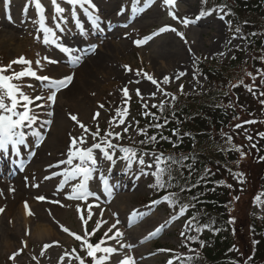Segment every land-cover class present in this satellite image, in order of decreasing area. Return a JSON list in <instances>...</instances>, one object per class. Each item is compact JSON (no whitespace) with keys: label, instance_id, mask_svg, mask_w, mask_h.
<instances>
[{"label":"rangeland","instance_id":"1","mask_svg":"<svg viewBox=\"0 0 264 264\" xmlns=\"http://www.w3.org/2000/svg\"><path fill=\"white\" fill-rule=\"evenodd\" d=\"M40 3L47 26L56 33L55 44L44 42L46 33L39 29L40 13L33 0H0V67L24 57L32 62L31 68L38 76L58 80L74 74V79L57 92L54 104L46 99L54 90V85L48 81L31 76L13 81L31 97L45 99L32 105L38 119L23 129L25 143L0 150L4 156L0 161V209H3L0 212V264H80V259L84 264H94L83 240L70 234L85 237V229L94 233L85 237L89 243L95 245L103 241L102 248L116 249L111 254L96 253L97 258L108 256L104 264H121L126 257L133 258L135 264H168L169 261L183 264L182 259L197 253L201 255V250L190 248L192 243L200 245L194 241L200 234L189 220L188 212L179 214L177 203L180 200L175 207L163 198L158 200L160 203H152L153 197L167 196L154 194L158 188L153 186L155 177L151 173L156 170L154 159L158 153L148 151L145 155L143 150L136 151L147 164L153 165L149 169L138 162L128 164L122 159L124 154L119 148L110 150L115 153L113 161L106 160L101 150L93 149L97 164L90 165L94 170L88 187L95 196L87 200L68 198L73 186L83 177L65 183L63 175H56L72 168L60 163L68 159L72 138L83 137L86 143L78 146L87 148L112 132L113 136L108 137L111 143L135 147L145 130L139 122L144 115L143 107L165 105L172 95L189 96L215 87V82L210 83L198 73L196 63L201 61L220 64L223 71L219 68V73L225 72L222 74L223 101L239 107L235 108L238 116L230 134L237 142L229 146L232 155H223L236 163L228 167L219 165L217 173L230 191L229 218L233 235L244 264H249L245 246L252 239L251 225L259 226L264 220V137L260 135L264 133V104L261 103L264 96L260 95L264 92V14L259 19H245L249 21V29L258 30L255 36L258 35L260 41L253 45L241 30L236 31L239 21L234 19V14L228 15L226 8L215 6L212 0H207L206 4L203 0H175L173 6L166 5L164 0L154 3L152 0H92L95 8L57 0L65 9L62 14L55 11L52 0H40ZM170 11L177 19L169 15ZM201 11L211 14L197 19ZM185 17L195 23L185 26L182 23ZM164 26L176 31L154 35ZM145 37L152 38L141 45L135 43ZM57 45L72 48V54ZM75 56L82 57L81 62L77 63ZM28 67L12 64L4 74L26 71ZM148 76L157 83L153 84ZM165 77L169 78L168 83H164ZM125 88L129 93L127 97L123 92ZM233 90L239 92L238 97ZM101 104L103 108L99 107ZM97 112L99 117L93 119ZM119 112L124 115H118ZM70 114L76 115L90 131L85 132ZM96 131L100 135L93 139L91 133ZM116 133H120V137ZM76 163L78 159L73 160V164ZM18 165L25 168L18 172ZM142 169L147 174H142ZM105 178L109 185L107 191L103 185ZM163 179L166 182L165 176ZM39 196L46 199L40 201ZM25 203L27 221L23 223L21 207H25ZM134 212L138 215L133 216ZM81 215L87 220L86 224L80 219ZM114 224L116 227L112 228ZM160 225H165L163 231L150 237ZM36 226L46 227L50 235L39 239L33 234ZM117 229L123 236L115 237ZM20 249L23 250L15 261L10 259ZM192 260L193 257L189 263Z\"/></svg>","mask_w":264,"mask_h":264},{"label":"trees","instance_id":"2","mask_svg":"<svg viewBox=\"0 0 264 264\" xmlns=\"http://www.w3.org/2000/svg\"><path fill=\"white\" fill-rule=\"evenodd\" d=\"M212 1L215 6L226 8L228 15L234 14V19L239 21L237 28L247 41L253 45L260 41V37L255 36L257 28L249 29L251 26L245 19L263 16L264 0ZM196 67L210 83L215 82V87L205 93L173 95L175 98L163 105V110L159 106L145 108L139 122L146 130L135 148L158 152L164 158L171 157L164 164L171 170V176L165 174L166 185L170 186L155 191L159 195L175 193L180 200L177 203L179 208L182 204L190 205L192 222L196 229H203L198 237L201 240H194L200 245L192 243L190 247L193 251L201 250V255L197 253L192 263L187 261L183 264H201L202 259L205 261L202 264H244L229 218L230 191L217 173L219 165L228 167L236 163L227 157L232 155L229 148L231 142H237L230 134L239 107L238 104L229 105L223 101L225 87L222 74L225 72L219 73L223 69L218 62L201 61ZM233 88L236 89V86ZM233 92L238 97L239 92ZM155 124L163 126L157 128ZM150 136H155L156 140H149ZM204 136L207 138L203 139ZM251 232L252 239L245 246L246 261L249 264H264V220L259 226L251 225Z\"/></svg>","mask_w":264,"mask_h":264},{"label":"snow or ice","instance_id":"3","mask_svg":"<svg viewBox=\"0 0 264 264\" xmlns=\"http://www.w3.org/2000/svg\"><path fill=\"white\" fill-rule=\"evenodd\" d=\"M36 9L40 13V19H39V29L43 32L46 33L44 37V42L45 43H56V33L54 30L50 27L47 26L46 23V17L44 15V8L42 4L40 3V0H33ZM154 3L155 0H152ZM203 2L206 4L207 0H203ZM67 3L72 4V5H83V4H89L91 5L92 8H95L96 5L92 3V0H67ZM164 3L169 6H173L175 4V0H164ZM52 4L55 6V11L57 13H64L65 9L60 7L59 3H57V0H52ZM216 9H212L211 11H215ZM220 11H223V8L220 9ZM210 11H201L197 19L204 17L206 15H210ZM169 15L173 17V19H177L175 16V13L170 11ZM223 18V17H221ZM98 19V17L96 18ZM182 23L187 26L190 23H195V20H189L187 17H185L182 21ZM176 31L174 28H170V26H164L160 28L154 35H159L160 33H163L165 31ZM237 32H239V28L236 29ZM181 37H183L182 33H179ZM152 37H145L143 40H137L135 43L137 45H141L142 43H146L149 39ZM58 47H61L62 50L69 55L72 54L73 49L69 47H64L63 45H57ZM74 60L79 63L82 60V57L80 56H75ZM26 64L28 65V69L26 71H21L19 73L13 72L12 75H5L4 73L9 71L12 67V64ZM37 64L40 63V61H36ZM31 61L26 60L24 57H20L16 61H12L8 66L6 67H0V150H7L9 149L10 146H19L23 145L25 143V132L23 129L30 127L31 125L35 124L38 117L32 107V105L35 103L37 100L45 99L44 97L41 96H36L35 98L31 97L30 95L26 94L22 90V86L20 84L14 83L13 81L20 80L24 78L25 76H31L35 77L37 79H40L42 81H48L50 84L54 85V90L51 91V95H49L46 99L51 101L53 104L55 103L56 100V95L57 92L62 90L63 88L67 87L72 80L74 79V74H69L61 79L58 80H53L52 78L48 76H38V73L36 70H33L31 68ZM129 70V66H125ZM140 73L137 72V75ZM147 75V74H145ZM249 76H251V73H248ZM264 75V73H262ZM149 80L152 81L153 84H156L157 81L153 79L152 76L147 77ZM169 78L165 77L164 78V83H168ZM243 84V81L240 82ZM182 88V86H181ZM248 90L252 91V88L248 86ZM124 95L127 97L129 95L128 89L125 88L123 89ZM137 95H140L139 89L136 90ZM155 95V94H153ZM260 95L264 96V92H261ZM175 98V97H173ZM262 104H264V100L261 101ZM37 107H41V105H37ZM100 108H103L104 105H99ZM160 109L163 110V104H161ZM22 109V110H21ZM100 113L97 112L94 114L93 119H96L99 117ZM118 115L123 116V112H119ZM70 118L75 121L85 132H89L90 130L79 121L78 117L76 115H71ZM47 123H51V121H48ZM121 123H123V120H121ZM163 125L161 124H155L154 127H162ZM240 125H237L239 127ZM128 129L125 128L124 131L126 132ZM144 131V130H142ZM145 135L147 134L146 132L144 133ZM37 137L40 136V133H36ZM93 139L98 137L100 135L99 131L92 132L91 133ZM117 137H120V133L115 134ZM261 137H264V133H260ZM113 136L112 132L107 133V136L103 137L100 142L93 143L90 147H82L78 145H83L86 143L85 139L83 137H76L72 138L71 140V148L68 153V159L66 161H61L60 163H67L69 165H72V168L70 170H67L63 173H56V175H63L65 177L64 182L67 183L69 179H76L78 177H83L81 182L72 188V192L69 195V199H77V200H87L88 197H93L95 196V193L89 190L88 187V182L90 179H92V173H93V167L97 164V157L95 156L93 149H99L102 151L104 157L108 161H113L114 160V155L115 153L110 150H114L116 148H119L120 151L124 154L122 159L126 161L128 164H131L133 162H138L141 166H144L146 168L151 169L153 167L152 164H147L143 156H138L136 150L129 148V147H120L119 145H115L111 143V140L108 139V137ZM122 138V137H121ZM149 140L155 141L156 137L155 136H150L148 137ZM231 139V138H229ZM248 139H252V137H248ZM255 147V145H253ZM237 151H240L239 148L236 149ZM147 155V153H145ZM241 155L243 156L244 153L241 152ZM78 159L79 163L73 164V160ZM166 159H171V157L164 158L163 154H160L159 156H156L154 159V164L156 166V170L151 173L155 177V184L153 185L154 187L157 188H164L166 186V182L164 181L163 177L167 173L169 176H171V170L170 168L162 167L161 165L166 163ZM264 159V158H262ZM91 165V166H90ZM142 174H147L143 173V169L141 170ZM239 176H243V173H240ZM51 177H45V179H50ZM103 185L105 190L107 191L109 188L108 181L107 179H103ZM38 187V185H37ZM228 187H231V185H228ZM184 190V189H182ZM99 199V197H96ZM38 200L43 201L46 199L44 196H39L37 197ZM195 199V197H194ZM235 199H239V197H236ZM260 198L257 197V200ZM163 201L167 202L170 206L175 207L177 201L176 194L175 193H169V195L163 197ZM161 201H153V204L160 203ZM55 203H59V201H55ZM25 207L27 208V203H25ZM188 209V205L182 204L180 205V210L179 214L184 215L185 212ZM0 212H3V209H0ZM29 214H31L29 212ZM91 210L89 209L88 212V218H91ZM138 215V213L134 212L133 216ZM177 217H173V219H176ZM81 220H84V223H87V220L84 219V216H80ZM195 217H193V220ZM119 223V221H117ZM167 223V222H166ZM191 224V221L189 222ZM63 227V226H62ZM116 225H112V228H115ZM165 225H160L154 232L150 233V237H154L158 235L161 231H163ZM187 227V226H186ZM112 228L109 229V231L112 230ZM65 232H68V228H63ZM197 231H202L201 228H197ZM71 235L75 236L77 240H83V245H86L87 248V255L93 258L94 264H104L105 260L108 259V256L105 255L103 257L97 258L96 253L103 252L105 254H111L116 251V249L112 247H101V244L103 241L100 243H96L95 245L92 243H89L88 240L85 238L86 236L94 233H88L87 229H85V237H82L80 235H76L75 233H70ZM107 236V233H105ZM123 236V233H121L118 229L115 233V237H121ZM112 237V238H115ZM189 239H194V237H189ZM26 247V242L24 244ZM50 245H46L45 247H49ZM124 247H131V245H124ZM23 249H20L17 252H14L10 259L15 261L16 257L22 252ZM75 251V250H73ZM43 254V253H41ZM77 259H80L77 257ZM189 260L191 257L188 258ZM63 261V257H61V262ZM80 264H84L83 259H80ZM121 264H135L133 258L131 257H126L123 261H121ZM168 264H172V261H169Z\"/></svg>","mask_w":264,"mask_h":264},{"label":"bare ground","instance_id":"4","mask_svg":"<svg viewBox=\"0 0 264 264\" xmlns=\"http://www.w3.org/2000/svg\"><path fill=\"white\" fill-rule=\"evenodd\" d=\"M26 214V207H21V219L23 221V223H25L27 220L25 219V215ZM50 232L47 230L46 227H41V226H36L33 229V234L35 236H37L39 239L44 238V237H48L50 234ZM8 246H10V243L7 244Z\"/></svg>","mask_w":264,"mask_h":264}]
</instances>
